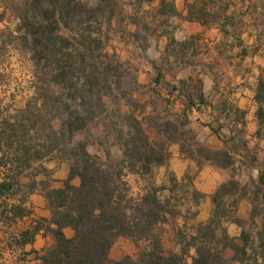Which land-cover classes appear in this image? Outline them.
I'll use <instances>...</instances> for the list:
<instances>
[{
	"label": "crops",
	"instance_id": "0c3cea01",
	"mask_svg": "<svg viewBox=\"0 0 264 264\" xmlns=\"http://www.w3.org/2000/svg\"><path fill=\"white\" fill-rule=\"evenodd\" d=\"M174 1L171 13H156L175 25L156 32L146 58L139 60L137 80L180 113L196 145L229 161L220 165L190 154L180 139L169 146L164 164L152 169L156 185L163 188L172 178L202 196L194 204V220L201 223L210 218L220 186L258 178L264 169V0ZM160 3L165 1L148 0V7ZM7 17L0 19V35L11 23ZM17 80L12 88L0 75V122L7 112L26 106ZM3 154L0 150V264H40L56 229L46 194L66 183L77 187L80 179L70 178L67 161L51 158L22 169ZM125 178L139 197L147 192L137 174ZM62 232L66 238L74 235L70 227Z\"/></svg>",
	"mask_w": 264,
	"mask_h": 264
},
{
	"label": "trees",
	"instance_id": "16d2710c",
	"mask_svg": "<svg viewBox=\"0 0 264 264\" xmlns=\"http://www.w3.org/2000/svg\"><path fill=\"white\" fill-rule=\"evenodd\" d=\"M2 1L4 9L0 19L8 16L7 20H14L16 25L13 30L7 28L1 33L8 41L1 42L0 50L6 53L14 48L28 54L32 66L37 68L40 62L45 66L41 79L33 71L34 81L30 86L33 95L26 107L17 112L21 113L20 120L10 123L13 119L5 117L0 122V127L9 132L0 133L2 159L22 169L30 166V161L65 160L70 162V178L80 179L77 187L66 183L62 189L46 194L56 229L51 232L54 244L43 251L40 264H187L185 254L166 255L161 251L144 252L138 259L129 256L117 261L109 259L116 236L143 239L154 224L164 221L163 208L155 192L129 197L124 178L127 173H149L152 166L164 164L165 155L155 153L148 132L134 111L127 112L125 133L120 131L128 139L126 153L119 164L112 165L90 154L87 144L76 141L75 134L86 130L104 107L101 79L109 86L115 83L114 70H110L111 79L103 78L98 63L100 47L91 35L85 43L80 38V43H76L71 41V36L62 34V30H69L73 0ZM85 57L91 62L90 76L81 79L75 77V66L83 63ZM110 99L117 104L115 97ZM71 102L76 103L75 110ZM30 131L34 132L33 137H29ZM13 144L19 155L9 157L13 154L10 151ZM125 168L128 170L124 172ZM223 192L220 186L216 196ZM65 227L73 229L71 238L64 236ZM195 232L191 238L195 256L190 264H221L222 240L215 235L213 220L197 226Z\"/></svg>",
	"mask_w": 264,
	"mask_h": 264
},
{
	"label": "rangeland",
	"instance_id": "374dc122",
	"mask_svg": "<svg viewBox=\"0 0 264 264\" xmlns=\"http://www.w3.org/2000/svg\"><path fill=\"white\" fill-rule=\"evenodd\" d=\"M163 1L165 4L160 3L158 8H153L148 7V0H73L71 18L68 19L69 30H62V34L71 36V41L76 43H80L79 38L85 43L89 35L92 39L95 38L100 47L98 63L103 78L107 76L111 79L109 75L113 69L112 79L115 81L109 86L107 81L101 79L104 107L99 109L98 116L89 123L86 130L77 132L74 138L87 144L86 149L90 154L117 165L126 153L125 142L128 139L120 131L125 133L127 112L134 111L148 132L156 154L160 153L167 158L169 146L172 143L180 144L182 139L190 154L195 152L201 158H211L220 165H226L229 161L223 153H215L196 145L193 133L185 128L186 121L180 118V113L172 111L153 87L137 80L139 60L146 58V51L152 47L156 32L167 31L169 26L175 25L168 23L167 18L156 15L158 11L171 13L176 9L174 0ZM2 4L4 5V1L0 0V12ZM15 25L16 22L12 20L8 28L13 30ZM70 31L73 32L70 34ZM4 40L8 41V37L0 36V43ZM81 46L80 51L84 52ZM9 49L6 53L0 50V75H4L12 88L16 85L15 79L19 80V88H24L27 105L33 95L30 87L31 81H34L33 71L41 79L45 72L44 62H40L36 68L32 66L28 54L14 48ZM86 58L83 63L75 66V77L85 79L90 76L91 62ZM73 60L75 61V57ZM78 89L80 90L79 87ZM261 92L264 97V86ZM112 97L116 98L117 104L110 99ZM76 103H70L74 110ZM20 115L21 113L7 112L5 117L13 119L10 123H17ZM0 133L9 134L3 127H0ZM28 135L33 137L34 132L30 131ZM16 147L15 144L12 145L10 151L13 154L9 157L19 155L15 151ZM32 163L34 162L30 161ZM154 167L156 166H152L147 174L137 175L143 179L147 192H155L158 196L164 221L154 224L143 239L116 236L109 250L110 260L117 261L126 256L138 259L144 252L161 251L166 255L185 254L186 262L190 264L195 256V248L191 245L195 228L212 219L216 226L215 235L222 240L219 248H223V261L219 263L264 264V169L258 178L248 177L241 182L230 179L224 183V192L217 196L214 194L210 218L199 223L194 220L198 212L194 204L202 196L192 192L187 183L172 178H169L168 184L163 188L156 185L152 173ZM127 170L125 168L124 172ZM40 172L44 171L40 169ZM124 180L129 187L128 196L139 197L130 190V181L126 178ZM129 204L134 205L133 202ZM177 219L183 221L181 226L177 225Z\"/></svg>",
	"mask_w": 264,
	"mask_h": 264
}]
</instances>
